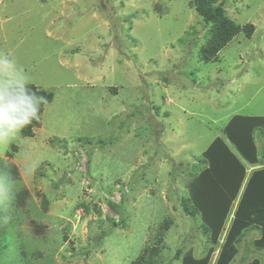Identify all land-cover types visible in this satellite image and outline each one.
<instances>
[{
  "label": "rangeland",
  "instance_id": "obj_1",
  "mask_svg": "<svg viewBox=\"0 0 264 264\" xmlns=\"http://www.w3.org/2000/svg\"><path fill=\"white\" fill-rule=\"evenodd\" d=\"M217 3L254 31L206 60L197 0H0V57L53 93L34 135L0 141L21 192L16 216H2L0 176V237L12 243L0 264H133L146 248L157 264L207 254L213 240L185 202L189 182L234 115H264V0ZM254 138L264 154V130ZM247 167L245 181L259 165ZM260 236L245 231L231 264H264Z\"/></svg>",
  "mask_w": 264,
  "mask_h": 264
},
{
  "label": "trees",
  "instance_id": "obj_2",
  "mask_svg": "<svg viewBox=\"0 0 264 264\" xmlns=\"http://www.w3.org/2000/svg\"><path fill=\"white\" fill-rule=\"evenodd\" d=\"M217 2L218 0H197L196 4L198 13L210 32L206 44L201 48L202 57L206 60L216 57L241 29H245L249 36L254 31L253 24L240 26L230 19L224 4ZM26 87L37 97L43 98L39 105V119L33 120L22 129L23 134L31 136L34 135V128L40 125L45 104L52 101L53 93L33 84H27ZM225 129L226 138L217 137L205 149L202 159L207 162V166L189 182L191 194L190 198L185 199L187 204L190 202L188 206L192 213L195 210L200 213L202 218L200 225L205 233L211 235L213 244L202 257L195 258L190 253L186 254L182 264H210L216 247H220V250L214 264H231L239 252L238 243L245 231L254 228L260 230L261 236L253 241V245L264 249V154H259L254 138L257 130H264V115L236 114ZM15 149L17 148L13 145V150ZM249 164L259 167L253 168L250 177L245 181ZM0 174L5 182L1 215L5 217L10 215L14 218L15 211L19 209L21 192L16 193L14 172L9 165L1 163ZM236 199L238 202L231 225L224 241L220 243ZM116 209L118 210L117 207ZM8 232L11 233L10 230ZM7 237H9L8 233L7 236L0 237V252L10 248L12 244L7 242ZM149 250L156 252L155 248H146L133 264H157V260L151 257ZM249 264H261V262L260 259L253 258Z\"/></svg>",
  "mask_w": 264,
  "mask_h": 264
},
{
  "label": "clouds",
  "instance_id": "obj_3",
  "mask_svg": "<svg viewBox=\"0 0 264 264\" xmlns=\"http://www.w3.org/2000/svg\"><path fill=\"white\" fill-rule=\"evenodd\" d=\"M0 73L7 77L0 87V141H3L15 137L21 129L39 119L43 98L27 89L26 77L19 73L12 59L0 57Z\"/></svg>",
  "mask_w": 264,
  "mask_h": 264
}]
</instances>
